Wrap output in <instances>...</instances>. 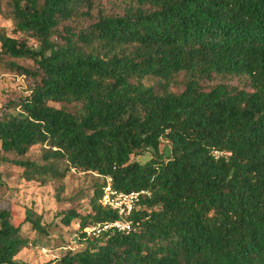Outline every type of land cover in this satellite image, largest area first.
<instances>
[{
    "label": "trees",
    "instance_id": "16d2710c",
    "mask_svg": "<svg viewBox=\"0 0 264 264\" xmlns=\"http://www.w3.org/2000/svg\"><path fill=\"white\" fill-rule=\"evenodd\" d=\"M0 13L13 25L0 65L28 80L0 115L13 157L0 161L58 194L71 170L91 176L59 214L81 248L41 214L15 224L0 209V264L36 245L65 250L44 264H264V0H0ZM108 184L146 194L134 229L94 237L118 218Z\"/></svg>",
    "mask_w": 264,
    "mask_h": 264
},
{
    "label": "rangeland",
    "instance_id": "374dc122",
    "mask_svg": "<svg viewBox=\"0 0 264 264\" xmlns=\"http://www.w3.org/2000/svg\"><path fill=\"white\" fill-rule=\"evenodd\" d=\"M109 7V5H107ZM0 26L6 28L7 33L13 35V25L0 13ZM17 36H20L17 34ZM32 46H36V42L28 39ZM12 59L6 58L9 62ZM20 65L30 66L31 61L15 60ZM28 80L21 75H17L9 69L7 63L0 65V115L3 111H7L8 102L14 101L28 93ZM11 111V109L9 110ZM39 149L33 148L31 156L36 159ZM165 150L164 154H167ZM13 158L10 155L0 154V158ZM150 157L146 153L143 157L136 159L143 162ZM63 191L58 194L57 184L50 182L45 186H36L25 183L20 178V169L12 165L10 162L0 161V209H7L12 214V221L15 224L20 223L29 211L41 214L46 223H53L58 228L53 229L54 235L60 234L64 242L71 248H81L76 242L75 230L78 228L76 222L70 226H64L59 221V214L68 207L67 203H63V199L76 196L80 190H85L91 185V176L82 172L71 170L62 181ZM59 195L60 200L57 198ZM83 202V201H78ZM25 233L28 232L30 238L35 239L37 235L30 231L27 224L22 226ZM43 241V240H42ZM65 250L63 248H41L39 245L24 249L16 256L19 264H44L54 258H59Z\"/></svg>",
    "mask_w": 264,
    "mask_h": 264
},
{
    "label": "built area",
    "instance_id": "2783aa9c",
    "mask_svg": "<svg viewBox=\"0 0 264 264\" xmlns=\"http://www.w3.org/2000/svg\"><path fill=\"white\" fill-rule=\"evenodd\" d=\"M217 154V152H214ZM146 191H130L121 192L112 189L109 184L104 188L101 197V204L109 206L116 211L118 218L114 221L105 223H95L86 229L88 235L98 237L102 234H110L114 232L127 233L133 228V222L129 216L142 195Z\"/></svg>",
    "mask_w": 264,
    "mask_h": 264
}]
</instances>
